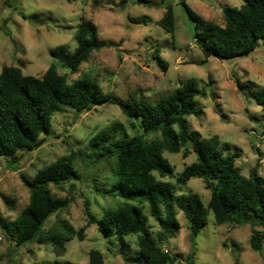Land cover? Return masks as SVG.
<instances>
[{
    "label": "rangeland",
    "instance_id": "374dc122",
    "mask_svg": "<svg viewBox=\"0 0 264 264\" xmlns=\"http://www.w3.org/2000/svg\"><path fill=\"white\" fill-rule=\"evenodd\" d=\"M0 0V72L6 66L19 67L24 75L42 77L55 65L61 75L71 83L83 74L95 77L105 94L113 93L128 100L132 95L155 102L187 81H194L208 93L198 98L200 116L188 117L194 134L207 138L218 135L235 155L236 165L245 176L258 166L264 178V113L253 99L242 95L235 83L251 82L264 88V42L260 41L255 53L247 57L221 61L204 56L194 39L195 26L183 0H151L152 5L137 4L138 0ZM196 14L206 20L223 25V8H240L243 0H185ZM168 5L175 15L174 36L160 25ZM144 18L147 23L137 24ZM82 19L94 22L99 38L113 46L94 52L76 73L52 56L51 51L64 45L73 52L77 47L76 31ZM160 49L168 63L161 69L153 54ZM212 92L215 96L212 97ZM114 123H121L129 137L142 134L132 126L138 124L125 117L115 105L96 107L77 114L69 109L57 113L52 122V133L42 147L34 152L18 154L17 171L8 160L0 157V264H39L59 261L63 264H88L89 252L98 249L104 264H146L137 259L136 239H122L118 235L99 232L96 225L89 226L87 204L97 217L121 205L118 198L102 195L96 188H106L110 177L107 165L92 167L88 159L90 140L101 130ZM158 134L145 136L147 141ZM75 153V166L80 180L75 187L66 185L63 191L50 186L55 196L72 200L70 206L53 215L46 223V230L56 228L62 221L69 222L77 231L84 228V239L66 244V252L58 255L51 244L32 243L16 247L7 239L2 223H14L29 204L30 191L20 178V173L33 178L43 167L64 155ZM176 175L196 159L194 153L184 158L182 153L165 152ZM177 194L197 193L204 203L211 198L202 179L193 178L186 185L176 184ZM182 229L176 237H166L158 224L150 218L154 237H164V247L178 259L176 264H187L194 252L196 264H264V241L261 252L251 247L253 231L264 237V228L251 225H218L210 215L207 225L193 246L187 220L178 211ZM136 260V262H134Z\"/></svg>",
    "mask_w": 264,
    "mask_h": 264
},
{
    "label": "trees",
    "instance_id": "16d2710c",
    "mask_svg": "<svg viewBox=\"0 0 264 264\" xmlns=\"http://www.w3.org/2000/svg\"><path fill=\"white\" fill-rule=\"evenodd\" d=\"M182 5L194 22V39L204 61L216 58L221 61L247 57L255 53L259 42H264V0H243L240 8L224 7L225 23L217 24L196 14L185 0ZM126 0L121 3L125 7ZM137 4L152 5L151 0H138ZM135 23H147L144 18ZM159 25L174 36L175 15L172 5ZM77 47L73 52L60 45L51 51L62 66L70 72L79 71L94 52L113 46L99 38L97 25L82 19L76 31ZM157 65L164 71L168 63L160 49L153 54ZM239 92L253 99L264 113V88L251 82L235 80ZM205 89L194 81H187L174 88L168 96L151 102L132 95L124 100L113 93L105 94L99 81L90 74H83L73 82L61 75L52 65L42 77L24 75L16 66H6L0 72V157L8 160L14 171L18 170V154L34 152L44 145L52 133L54 116L63 110L77 114L92 111L96 107L115 105L122 114L133 120L132 126L140 129L129 137L121 123L99 131L89 142L88 159L92 167L107 165L110 177L102 195L118 198L121 205L107 210L97 218L86 208L88 224L96 225L99 232L118 235L122 239L133 237L138 248L136 255L146 264H176L177 257L164 247V237H154L150 218L166 237H176L182 229L178 211L187 220L193 246L207 225L210 215L218 225H251L264 228V178L255 166L249 176L241 173L235 155L218 135L207 138L194 134L188 117H201L198 98H206ZM215 93L212 92V97ZM158 134L151 141L145 136ZM165 152L182 153L186 159L192 153L196 159L176 175ZM77 155H64L40 169L33 178L20 173V178L30 191L29 204L14 223H2L7 239L16 247L27 244H51L58 255L66 252V244L84 239V228L76 230L69 222H59L56 228L46 230V223L55 214L67 209L72 200L55 196L51 185L65 191L66 185L75 187L80 180L75 166ZM176 184H188L193 178L202 179L211 198L204 203L194 192L177 194ZM264 237L253 231L251 247L262 251ZM2 257L0 256V262ZM136 262V260L134 261ZM39 264H63L59 261ZM88 264H104V256L98 249L89 252ZM187 264H196L194 252ZM235 264H240L238 261Z\"/></svg>",
    "mask_w": 264,
    "mask_h": 264
}]
</instances>
